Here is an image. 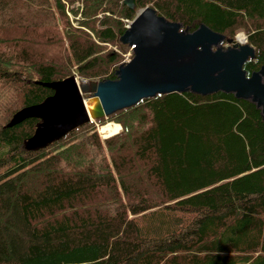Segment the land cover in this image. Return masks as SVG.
<instances>
[{
    "label": "trees",
    "instance_id": "1",
    "mask_svg": "<svg viewBox=\"0 0 264 264\" xmlns=\"http://www.w3.org/2000/svg\"><path fill=\"white\" fill-rule=\"evenodd\" d=\"M0 0V264H264V119L251 100L170 92L25 148L7 127L71 75L115 78L127 21L151 6L191 31L247 36L264 64V0ZM88 94H85L87 97ZM121 129L103 137L99 126Z\"/></svg>",
    "mask_w": 264,
    "mask_h": 264
},
{
    "label": "water",
    "instance_id": "2",
    "mask_svg": "<svg viewBox=\"0 0 264 264\" xmlns=\"http://www.w3.org/2000/svg\"><path fill=\"white\" fill-rule=\"evenodd\" d=\"M125 3L136 9L134 0ZM182 27L151 6L139 9L120 38L133 47L134 55L116 68L115 78L86 80L71 75L37 81L54 92L18 110L7 126L39 118L34 134L24 142L26 149L37 150L86 122L130 107L142 98L174 91L233 93L254 102L264 119V64L251 74L244 68L249 58H255V47L240 43L238 36L228 39L230 44L225 46L226 35L205 23L193 31Z\"/></svg>",
    "mask_w": 264,
    "mask_h": 264
},
{
    "label": "bare ground",
    "instance_id": "3",
    "mask_svg": "<svg viewBox=\"0 0 264 264\" xmlns=\"http://www.w3.org/2000/svg\"><path fill=\"white\" fill-rule=\"evenodd\" d=\"M239 39H244V35L240 34ZM239 42L240 43H248L247 40H246V42H241V41H239ZM7 127H9V126H7ZM120 128H121V125H119L117 123H107V124L103 125L102 130H106L108 134H114V133H117V131H119Z\"/></svg>",
    "mask_w": 264,
    "mask_h": 264
},
{
    "label": "rangeland",
    "instance_id": "4",
    "mask_svg": "<svg viewBox=\"0 0 264 264\" xmlns=\"http://www.w3.org/2000/svg\"><path fill=\"white\" fill-rule=\"evenodd\" d=\"M241 34H243L244 35V39H239V41H241V42H246V40H247V37H246V35L244 34V33H241ZM240 35V34H239ZM106 132V133H105ZM100 133H101V135H104V136H108L109 134L107 133V131L106 130H102V127H100ZM108 134V135H107ZM245 264H256L255 262H248V263H245Z\"/></svg>",
    "mask_w": 264,
    "mask_h": 264
},
{
    "label": "crops",
    "instance_id": "5",
    "mask_svg": "<svg viewBox=\"0 0 264 264\" xmlns=\"http://www.w3.org/2000/svg\"><path fill=\"white\" fill-rule=\"evenodd\" d=\"M120 125V124H119Z\"/></svg>",
    "mask_w": 264,
    "mask_h": 264
}]
</instances>
